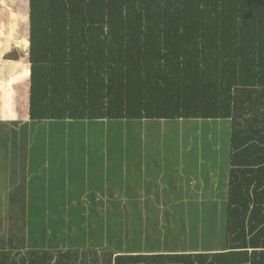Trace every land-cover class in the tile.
<instances>
[{
  "label": "trees",
  "instance_id": "16d2710c",
  "mask_svg": "<svg viewBox=\"0 0 264 264\" xmlns=\"http://www.w3.org/2000/svg\"><path fill=\"white\" fill-rule=\"evenodd\" d=\"M12 4L0 0V13L10 11L12 17ZM44 4L48 6V0ZM55 6L56 11L44 15V33L33 28L31 48L41 52L49 68L68 71L53 76L50 70L41 99L44 108L51 106L49 117L38 118L45 117L44 108L34 105L30 121L62 124L54 119L68 118L61 113H69V118L90 119L87 129L107 118L106 126L111 123L116 130L119 106L115 97L108 101L115 91L123 95L125 122L229 121L225 248L155 252L127 249L125 244L120 249L112 240L113 218L127 220V212L120 209V200L112 192L116 185L122 187V157L136 164L142 148L134 152L130 141H114V133L112 141L106 142L105 129L98 127L104 137L98 145L110 144L111 152L95 158L82 151L67 152L69 159L62 163L56 161L57 148L37 150L26 141L29 133L17 128L19 122L0 121V145L5 151L0 158V188L4 189L0 213L16 214L13 223L7 222L10 232L26 225L33 238L32 246L24 249L12 238L0 239V264H264V0H57ZM68 6L93 23H81H86L89 37L81 45L76 13L67 18L70 29L61 27ZM31 10L36 18L37 8ZM98 12L109 15L105 39L103 27H97ZM14 31L21 38L14 46L26 48L21 31ZM209 41L211 47L206 46ZM213 54L220 64L206 62L205 56ZM19 76L23 81V75ZM89 79L91 88L82 89ZM60 80L68 86L59 92ZM57 99L63 100L59 109L54 106ZM64 102L73 108L61 109ZM80 146L81 150L97 148L88 141ZM123 150L125 155H120ZM25 193L28 200L20 204L28 206V214L16 213L14 202ZM128 194L133 204L135 198ZM125 222L128 229L123 230L120 222L121 235L135 237V227ZM0 223L3 229V219Z\"/></svg>",
  "mask_w": 264,
  "mask_h": 264
},
{
  "label": "rangeland",
  "instance_id": "374dc122",
  "mask_svg": "<svg viewBox=\"0 0 264 264\" xmlns=\"http://www.w3.org/2000/svg\"><path fill=\"white\" fill-rule=\"evenodd\" d=\"M5 1H11L13 4L10 7L12 17L10 11L0 13V121L19 122L17 123V128H21L22 131L29 133L27 136L29 140L26 141H31V144L36 145L37 150H40L42 147L46 150L54 147L57 148V153L61 152V156H64L66 152H69V155H71L81 153L80 151L86 155H90L91 158L104 156L107 150L108 152L110 151V144L108 147L96 148V150L92 149L91 151L80 149V144L82 145L86 141L92 143V145L94 143L97 146L102 143L101 138L104 137H100L99 127L100 129H105L104 136L108 135V138H104L105 141L108 139L106 142L112 141L111 135L114 133V141L115 138L119 140L122 138L124 140L123 143L130 141V145L134 146V152L139 148H147L144 151L146 157L163 158V160L165 157H168L171 162L169 165V160L166 159L164 161L167 165H163V167L159 165L158 169L154 170L155 173L162 168L166 171L163 181L165 190L163 192L158 191L157 195L160 207L150 208L147 213H142L143 222L136 207L132 209L128 208L125 198H122L119 191L113 194L114 198L120 200V209H129V212L124 214L127 216V220L125 217L121 219L119 216L113 218V243L118 244V247H121L120 249H124L126 244L127 249H142V251L155 252L189 251L186 249L201 251L224 249L227 197L225 179L229 169L230 122L227 120L190 121L191 123L187 122L189 124H186V126H189L186 130L172 132V129L168 128L167 124H172L176 127L180 125L177 123L164 124L155 122L153 124H146L145 127V124L135 121L125 123V121L119 120V123H114L113 121L116 125V130H114L111 123L106 126L107 124L102 122L97 123L98 127L91 125L89 129L86 128L87 123H79L73 126L60 124L55 128V124L44 125V122L30 124L27 123L29 121L23 122L25 120L24 118H30L34 105H37V108L41 106L44 108L45 104L41 99H43V92L47 91V77L50 78V70L53 71V76H59L58 71L60 73H66L68 70L64 67L61 69L56 67L49 68V61L40 58L41 52L38 53L36 48H31L33 28H40L41 30L38 31L39 34L44 33V15L50 14L53 12V9L56 11L55 2L57 0H48V6L44 4V0ZM33 7L37 8L38 14L36 18L33 10H31ZM18 9L23 10L20 12ZM63 13L67 17L61 27L70 29L71 25L68 21L71 19L72 14L76 13L75 15L77 17L73 16L76 20L74 21L75 24L79 26L77 30H80V35L78 34L77 36L80 45L82 39H84V42L85 40L88 41L89 37L87 36V28L85 27L86 23L81 25L82 22H87L84 20V17L75 12L71 6H68V9L64 10ZM107 16L109 15L106 12H98L97 14V27H103L102 33L104 39L108 31V24L106 23ZM68 17H70L69 20H67ZM56 18L60 19L59 14L56 15ZM87 23L88 26L89 23L93 25L91 20ZM14 30L21 31V36L26 40V49L23 45L19 47L14 46V43L21 39L20 37H16ZM24 30L26 32L23 36ZM119 38L121 40V36ZM33 56H36V58ZM34 60H37V62H33ZM69 60H71V56ZM19 63L23 64V66H20ZM55 66L60 67V64H56ZM21 67H24L25 70L23 71ZM19 74L23 75V81H20L21 76ZM119 74L120 71H117L114 76H119ZM60 78H64V75L60 76ZM117 81H120V78ZM89 83L90 79L80 87L82 89L86 86L91 88L88 85ZM60 85L58 86L59 92L61 87L65 88L68 86L66 84L62 85V80H60ZM68 95L71 98L73 96V94ZM112 95L108 101H113L115 97V104L119 106L120 110V119H123L125 117L123 111V95H117L116 91L115 96ZM61 102H63L62 99L56 100L54 105L55 109H59ZM50 108L51 106L42 109V114L45 117L38 118L47 120V117H49L48 112L51 110ZM67 108L70 110L73 106L64 102L61 109ZM13 109L14 112H12ZM51 112L50 116H53L55 112ZM61 115L68 116L67 119H75V121L86 120L84 117H81V119L69 118V113H61ZM109 122H112V120ZM141 126L145 127V129L153 128V130L157 131L149 133L145 129L142 130ZM107 128H109L108 132ZM162 130H165V133ZM180 133H184L182 139H179ZM141 142H143V146H141ZM40 145L41 147L37 148ZM2 146L0 145V158L5 155ZM27 147V151H29L31 146L28 145ZM120 155H125L124 150L120 152ZM185 173H187L186 178H195L192 188L188 186ZM113 176L116 178V172ZM175 180H177L176 184H174ZM130 182L131 180L129 184ZM3 191L4 189L0 188V195L3 194ZM190 194L193 195L192 199L190 198ZM174 201L177 202L176 206L173 204ZM140 207L146 208L144 204ZM107 208L108 205L106 204L105 209ZM15 215L7 214L4 211L0 213V220L3 219L2 227H4L2 229L0 223V239L12 238L14 243L20 242L23 249L26 244L32 246L31 241L33 238L27 234L28 227L20 228L17 232L9 231L10 227H7V222L13 223L14 221L12 219H16ZM125 221H127V226L135 227V237L121 235L120 222L124 230L127 228ZM25 242L26 244L24 245Z\"/></svg>",
  "mask_w": 264,
  "mask_h": 264
},
{
  "label": "crops",
  "instance_id": "0c3cea01",
  "mask_svg": "<svg viewBox=\"0 0 264 264\" xmlns=\"http://www.w3.org/2000/svg\"><path fill=\"white\" fill-rule=\"evenodd\" d=\"M206 46L211 47L210 46V41H209V43ZM212 47L215 49V45H213ZM208 56L209 55L205 56L206 62H208V63L213 62L212 65H218V64L221 63V60L219 58H215L214 54L212 56H210V57H208ZM12 112H14V109H13ZM24 119L25 120H23V122L29 121L27 123H29V124L32 123L30 121L31 119L29 117L24 118ZM43 119H41V120H43ZM85 119L86 120H81V121L80 120H78V121L70 120V119H67V118H65V119H62V118L59 119L58 118V119H54V120H56V121L62 120V121H60V123L68 124V126H70V124H73V123L86 122L87 124H89L91 122L90 119L89 120H88V118H85ZM4 121H6V120H4ZM103 121H104V123L108 122L107 118L104 119ZM122 121H125V120H122ZM190 121H199L200 122V121H210V120L197 119V120H189V121H187V120H182V119H161V120H140V121H136V122L137 123H141V124H145V127H146V124H153L155 122L164 123V124L165 123H177V124H179L180 126H177V127L173 126L172 124H167L168 128L172 129L171 130V132H172V131H178V130L179 131H183L184 129L186 130L187 127L189 128V126H186V124H189L187 122H190ZM45 123L47 125H50V124H55V126H59L60 125L59 122L54 123V122L47 121ZM125 123H128V122H125ZM145 127L141 126L142 130H144ZM145 131L149 132V133H153V131L156 132L157 130H153V128H151V129H145ZM162 131H164V133H165V130H162ZM183 134L184 133H180L179 134V139L183 138ZM141 144H142V146L144 145L143 142H141ZM97 148L100 149L101 146L98 145ZM146 149L147 148H142V156L137 159L136 164L134 162L128 163L126 161V156L122 157L121 164H120V175L122 176V179H120V181H122L121 182V186L122 187L120 189L116 185L114 190H113L114 193L116 191L121 192L120 194H121L122 198H125L127 207L132 209L131 207L135 206L137 212L140 213V214L147 213V211L150 210V208H152V209L159 208L160 206H159L158 199H157L158 191L163 192L165 190L164 187H163V181H164V176H165V172L166 171L163 170V168H162L160 171L155 173L154 170L158 169L159 165H160V167H163V165L165 166V165H167V163L163 160V158L146 157L145 154H144V151ZM58 154H59L58 158L56 159L57 162L59 161V162L63 163V162H65V161H67L69 159V156H66V154H68L67 152L65 153L64 156H61V152H58ZM105 159H107V158H105ZM166 159L169 160L168 157H166ZM45 164H46V162H45ZM107 165H112V163L109 162V163H107ZM128 165L131 167L130 170L128 169ZM104 170H108L106 165H104ZM181 172H183V171L181 170ZM186 176H187V173H185V179L188 182V186L190 188H192V186L194 185L195 178H192V177H187L186 178ZM103 180H104V182H106V180L108 181L107 176H105V178ZM130 180H131V182L129 184ZM176 183H177V180L174 181V184H176ZM129 192H130V195L135 198V201H134L133 204L127 198V196L129 195L128 194ZM87 193H88V191L86 190L83 193V195L84 194L86 195ZM114 193L112 192V194H114ZM159 195H161V194H159ZM192 196L193 195L190 194V198L191 199H192ZM27 200H28L27 193H25V195H23V199L19 198V201L17 200V201H15L16 203L14 202V208H15L16 213L28 214V208H27L28 206L26 204L25 205H21L20 204L22 202L26 203ZM174 202H173V204H175V206H176L177 202L176 201H174ZM142 204L145 205V207H146L145 209L140 207V206H142ZM121 210L125 211V212H129V209L128 210L121 209ZM20 218L24 219L25 217L21 216ZM19 227H21V226H19ZM25 227H27V226L25 225ZM25 244H26V242L24 243V245ZM27 245L28 244H26L25 247H27Z\"/></svg>",
  "mask_w": 264,
  "mask_h": 264
}]
</instances>
